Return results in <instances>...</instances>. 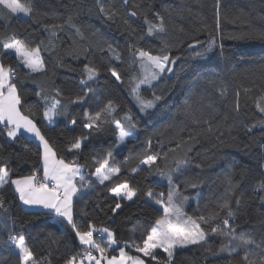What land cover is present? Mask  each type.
Listing matches in <instances>:
<instances>
[{
    "label": "trees",
    "instance_id": "trees-1",
    "mask_svg": "<svg viewBox=\"0 0 264 264\" xmlns=\"http://www.w3.org/2000/svg\"><path fill=\"white\" fill-rule=\"evenodd\" d=\"M217 2L129 0L124 5L121 0H34L32 16L0 10V63L15 71L13 82L21 97V111L36 123L58 158L75 160L84 168L88 187L81 188V181L77 182L80 192L73 203V219L82 230L92 224L114 234L117 247L108 249V256L123 247L147 264H169L162 250L156 251V260L136 251L164 214L146 193L164 192L166 199L169 191L167 180L155 174V166L141 163L152 154H159L157 165L161 167L165 163L172 167L175 159L185 156L190 161L182 173L174 175L173 182L187 197L183 204L186 215L214 217L211 225L202 224L206 232L210 226L222 224L228 211L222 206L228 202L235 213L229 223L239 225L237 232L243 231L256 243L264 241V190L257 187L264 182V113L257 106H264V39L256 36L264 32V0H219V29ZM101 5L117 14L108 18L99 10ZM131 12L137 15L131 17ZM155 13L164 17L166 30L149 35L148 23H158ZM69 16L83 39L67 27L50 35L51 26L63 24ZM13 35L29 46L40 45L44 71L32 73L17 55L2 47ZM210 39L216 41L212 51L196 56ZM108 44L119 53V60L107 50ZM138 49L179 57L173 77L166 72L151 86H140L145 99L162 96L145 111L131 92L143 75L140 59L133 55ZM86 65L99 73L88 81L94 92L87 96L81 86ZM42 97L59 99L66 114L55 116L54 123L48 124ZM78 98L84 99L79 102ZM109 101L115 108L111 116L103 114L98 128L86 129V114L102 111ZM129 115L136 127L120 145L113 120L126 124L124 117ZM76 140H83L84 146L74 155L68 149ZM109 151V166L120 171L101 184L94 174ZM0 166L11 171L12 179L36 170L42 176V149L25 135L11 141L0 125ZM125 182L137 190L132 202L111 192ZM14 188L10 183L0 188L6 209L0 210V217L9 218L6 226L0 225V264H21L9 235H23L39 264H65L88 249L62 218L25 208ZM116 203L121 207L114 211ZM97 242L101 247L107 244L105 238ZM228 243L227 238L208 232L206 242L176 250L170 264H246V254L260 264L262 248L249 245L237 247L231 254L221 252Z\"/></svg>",
    "mask_w": 264,
    "mask_h": 264
},
{
    "label": "snow or ice",
    "instance_id": "snow-or-ice-1",
    "mask_svg": "<svg viewBox=\"0 0 264 264\" xmlns=\"http://www.w3.org/2000/svg\"><path fill=\"white\" fill-rule=\"evenodd\" d=\"M124 5L129 4V0H121ZM219 0L217 2V18L216 27L219 29ZM0 10L5 11L8 15H20L32 16L36 11L34 0H0ZM108 18H112L117 13L115 10L105 11L103 5L99 9ZM131 17L137 15L136 12L130 13ZM158 18V23H148L147 33L152 35L154 33L165 32L164 17L159 13H155ZM67 27L70 31L74 30L75 33L83 39V33L80 28L77 27L69 16L63 24L52 25L50 35L55 36L57 31H63ZM256 36L260 39H264V32L257 33ZM196 43H199L197 41ZM216 41L210 39L207 46L202 51H197L196 56H204L208 52L212 51V48ZM2 47L6 50H14L15 54L20 58L22 64L30 69L32 73H38L44 71L45 65L43 57L41 55L40 45L29 46L21 39H17L14 35L3 42ZM194 47V45H189ZM107 50L112 53L115 59L119 60L120 55L113 48L111 44L107 45ZM163 51V49H162ZM134 56H138L140 59V66L144 70L141 78L134 83L131 88V92L136 103L139 105L141 111L151 109L155 106L156 102L162 99V96H153V99H145L140 94L141 85H152L153 81L159 80L166 72H172L173 67L176 65V58H170L169 55H153L150 52L138 49L133 53ZM111 75L115 77L117 81L121 78L119 74L112 69H109ZM86 73V79L81 81V86L85 90V96L89 93H93L94 89L88 87V81H93L98 76V70L95 67L86 65L84 68ZM15 77V71L11 67H5L3 63H0V125H3V130L6 133V137L11 141H16L18 135L23 136L24 133H31L34 137L38 138L43 146L42 152V177L38 175L40 170L33 171L30 175L21 176L16 179H12L11 171L6 166H0V188H3L7 184L15 186L14 190L18 193V199L23 205L32 207H40L42 209L51 210L52 213L58 214L60 217L66 219L67 223L75 231V235L78 237L80 244L88 246L90 249L86 251L84 257L79 259L76 256L68 258L65 264H84V260L87 259L89 264H101V259L106 261V264H145V260L139 256H129L123 247L119 249V255H113L110 258L105 257L103 254L111 248L112 245L117 244L114 238V234L109 232L108 229H97L95 225L89 224L86 229L82 230L73 219V197L80 192V188L77 187L76 178L79 176L81 181V188L88 187L84 183V177L81 175V165L75 160L66 161L63 157L57 156L56 150L44 135L41 134L40 129L36 123L21 111V97L18 93L17 85L13 82ZM59 95V93H57ZM39 95V93H38ZM45 101L44 117L48 121H52L55 116L66 114L64 105H62L59 99L42 97ZM84 98H78L79 102H82ZM264 101V97H261ZM77 102V101H74ZM259 111L264 113V106L257 105ZM237 104V109H238ZM115 111L114 105L111 101L106 105L102 111H97L95 114H86V122L84 127L86 129H93L94 126L98 128L99 122L103 114L111 116ZM125 123H121L120 120H113L115 127L119 131V140L124 142L125 138L132 134L136 125L133 123L131 116L124 117ZM73 125L76 121L71 120ZM264 126V121L261 122ZM86 139V137H85ZM151 141H149V144ZM84 146L83 140H76L71 144L68 151L74 155L79 153ZM112 152L107 153V157L100 161V166L96 169L95 175L99 179V182L103 184L106 180L112 179V177L119 173L118 167L109 166V158H111ZM160 159L159 154L148 155L141 159V163L153 168L155 166V174L163 177L167 180L169 185V191L165 199V193L160 192L155 194L152 191L146 193L147 197L152 198L156 204L161 205L163 208L162 218L156 221V226L147 233L146 238L143 240L142 245L136 246V251L143 253L144 257H151L153 260L157 259L156 250L161 249L164 253H167V261H172L174 253L177 248H184L188 245H199L202 242H206L208 238V232L213 235L219 234L228 239L229 243L221 247V252H234L237 247L249 245H255L257 248L264 250V241L256 243L251 237H245L243 231L237 232V226H233L229 223V219L233 218L235 213L230 209L229 203L223 204L224 209H228L226 218L222 220V224H216L210 226L206 232L204 225H211L214 217L199 216L197 219L186 216L183 211V204L186 202L187 197L180 194V185L173 182L175 174L182 173L189 165L190 161L187 157L175 159L173 166L169 167L166 163L161 167L157 165V160ZM165 160L167 157L165 156ZM23 163H27V160L21 158ZM191 187L195 188L196 184H192ZM257 187L264 190V182H260ZM114 197L121 199H127L131 201L133 197L137 195L135 188L129 187L125 182L120 186L111 189ZM82 198V197H81ZM239 201H237V204ZM121 205L116 203L114 211L119 209ZM0 210L5 209V201L0 197ZM9 218L0 217V225H5ZM107 233V245L108 247H101V244L94 239V233ZM9 241L12 242L16 249H18V255L21 264H39L35 258L33 251L26 244L25 237L23 235L12 236L9 235ZM91 250H96L100 253V258L92 255ZM115 250V249H113ZM246 264H254L249 260L248 255L244 256ZM260 264H264V256L260 258Z\"/></svg>",
    "mask_w": 264,
    "mask_h": 264
},
{
    "label": "crops",
    "instance_id": "crops-1",
    "mask_svg": "<svg viewBox=\"0 0 264 264\" xmlns=\"http://www.w3.org/2000/svg\"><path fill=\"white\" fill-rule=\"evenodd\" d=\"M45 120H46V122L48 123V124H53L54 123V118L52 119V121H48L46 118H45ZM24 135L25 136H27V137H29V138H32V139H34L39 145H40V147H41V149H42V152H43V146H42V144H41V142L39 141V139L38 138H36V137H34L33 136V134H31V133H24ZM42 175H43V173H42ZM81 175L83 176L84 175V168L83 167H81ZM40 177H42V176H40ZM80 180V177L78 176L77 178H76V183L78 182ZM15 187V186H14ZM18 194V193H17ZM75 197L76 196H74L73 197V203H74V200H75ZM22 203V202H21ZM25 208H27V209H31V210H36V211H42V212H46V213H52L51 212V210H47V209H42V208H40V207H32V208H30L29 206H26V205H23ZM72 210H73V205H72ZM52 214H55V213H52ZM55 215H57L58 217H60L58 214H55ZM60 218H62L64 221H66V219L65 218H63V217H60ZM73 218H74V215H73ZM67 222V221H66ZM95 234V233H94ZM102 235H103V237L106 239V241H107V237H105V234L104 233H101ZM84 246H86V245H84ZM88 247V246H87ZM106 248L108 247V245L106 244V246H105ZM117 247V244H115V245H112V247L111 248H108V249H114V248H116ZM126 252V251H125ZM127 253V252H126ZM129 256H132L131 254H129V253H127ZM105 257H108V258H110L111 256H108L107 254H103ZM116 255H119V251L117 252V254ZM100 258V254L98 255V259ZM92 264H94V263H92ZM101 264H106V261L105 260H103V259H101ZM145 264H147L146 262H145Z\"/></svg>",
    "mask_w": 264,
    "mask_h": 264
},
{
    "label": "built area",
    "instance_id": "built-area-1",
    "mask_svg": "<svg viewBox=\"0 0 264 264\" xmlns=\"http://www.w3.org/2000/svg\"><path fill=\"white\" fill-rule=\"evenodd\" d=\"M94 239L96 240V241H101V240H103L104 239V237H103V235L101 234V233H99V232H97V233H95L94 234ZM12 245H14L12 242H10ZM90 249L88 248L86 251H89ZM86 251H84V252H82V253H80V254H78V255H75L77 258H78V260L79 259H81V258H83L84 257V254H85V252ZM92 251V255L93 256H96L97 258H98V255H97V253L94 251V250H91ZM92 263H94V262H92ZM84 264H89V261H87V259H85L84 260Z\"/></svg>",
    "mask_w": 264,
    "mask_h": 264
},
{
    "label": "rangeland",
    "instance_id": "rangeland-1",
    "mask_svg": "<svg viewBox=\"0 0 264 264\" xmlns=\"http://www.w3.org/2000/svg\"><path fill=\"white\" fill-rule=\"evenodd\" d=\"M20 16H23V14H20ZM25 17V16H24ZM8 51H10V52H13L14 54H15V52H14V50H10V49H8ZM16 55V54H15ZM19 58V57H18ZM20 59V58H19ZM144 71V70H143ZM141 86H143V85H141ZM130 136H128V137H126L125 138V140H124V142H120V140H119V144L120 145H123L125 142H126V140L129 138ZM94 176H95V178L96 179H98L97 178V176L94 174ZM99 180V179H98ZM106 181H108V180H106ZM130 187V186H129ZM114 195V194H113ZM117 198H119V197H117ZM119 199H121V198H119ZM134 199H135V197H133V199L131 200V201H129V200H127V201H129V202H132V201H134ZM148 200H150V201H152L154 204H156L155 203V201L152 199V198H147ZM161 210H163V208H162V206L161 205H158V204H156ZM186 216H188V215H186ZM188 217H190V216H188ZM192 218V217H191ZM194 219V218H193ZM104 229V228H103ZM109 230V229H108ZM109 232H111L110 230H109ZM112 233V232H111ZM105 234V237H107V233H104ZM188 246H190V245H188ZM185 248V247H184ZM178 249H182V248H177L176 250H178ZM157 250H161V249H157ZM156 250V251H157ZM163 251V250H162Z\"/></svg>",
    "mask_w": 264,
    "mask_h": 264
},
{
    "label": "water",
    "instance_id": "water-1",
    "mask_svg": "<svg viewBox=\"0 0 264 264\" xmlns=\"http://www.w3.org/2000/svg\"><path fill=\"white\" fill-rule=\"evenodd\" d=\"M178 62H179V60H176V65L173 67V69H172V72H167V74H168V76H170V77H173L174 76V70H175V68H176V66H177V64H178Z\"/></svg>",
    "mask_w": 264,
    "mask_h": 264
}]
</instances>
